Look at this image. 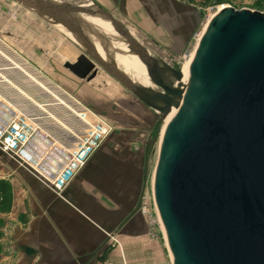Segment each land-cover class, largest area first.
I'll return each instance as SVG.
<instances>
[{
  "label": "water",
  "instance_id": "1",
  "mask_svg": "<svg viewBox=\"0 0 264 264\" xmlns=\"http://www.w3.org/2000/svg\"><path fill=\"white\" fill-rule=\"evenodd\" d=\"M72 41L64 62L89 81L97 66L165 117L153 169V195L172 264H264V11L225 6L201 32L186 80L115 22L127 54L155 87L141 85L104 57L115 52L100 31L64 19L56 0H16ZM97 44L101 51H99ZM104 55L102 57L101 55Z\"/></svg>",
  "mask_w": 264,
  "mask_h": 264
},
{
  "label": "crops",
  "instance_id": "2",
  "mask_svg": "<svg viewBox=\"0 0 264 264\" xmlns=\"http://www.w3.org/2000/svg\"><path fill=\"white\" fill-rule=\"evenodd\" d=\"M90 1L137 31V38L157 55L162 49L175 56L196 27V11L183 0ZM2 24L1 19V36L6 32ZM17 40L13 37V45L27 57L33 56ZM54 78L86 100L83 93L94 85L81 84L73 74ZM116 91L115 84L107 83L103 94L111 99ZM5 112L0 103V116ZM108 136L60 196L34 171L0 152V180L9 186L8 208L0 210V264H172L167 243L149 238L147 219L136 209L139 194L151 179L146 164L124 139ZM48 148L40 138L26 151L40 158L39 169L49 175L58 168L60 156Z\"/></svg>",
  "mask_w": 264,
  "mask_h": 264
},
{
  "label": "rangeland",
  "instance_id": "3",
  "mask_svg": "<svg viewBox=\"0 0 264 264\" xmlns=\"http://www.w3.org/2000/svg\"><path fill=\"white\" fill-rule=\"evenodd\" d=\"M183 1H186V3L188 2L196 11L195 29L190 33L185 45L181 47L175 56H169L164 50L158 49V56L171 67L180 69L181 73L187 57L193 49H195L197 44L196 43L194 46L192 37L194 34L201 31L203 17L208 12L209 7L214 5L217 8L218 6H230L234 9L247 8L253 11H264V0H222L217 4H212L208 0ZM56 2L57 5L73 4L69 0H56ZM0 9L3 12L2 14L0 12V20L2 19V25L6 30V32L3 33V36L0 35L3 43L0 47L3 49L4 53L13 58L20 57L25 59V61L31 65V68L29 65V73L35 75V77L37 75L39 76V74L40 76H46L47 85L50 84V80L63 88V86L56 81L54 76H56V74H72L63 66V64L67 61L74 62L76 57L81 53V50L65 36L67 35L71 39V34L65 31L64 35L16 0H0ZM59 14L68 21L79 23L82 26L94 29L92 21L87 19L83 14H78L75 10L70 12L59 11ZM112 16L119 20L114 15ZM105 22L107 24L110 23L111 26L113 25L112 27L115 29V25L112 24V22L104 16L99 15L100 25L102 26V24H106ZM122 24L133 38L142 44L141 40L137 38V31L129 27L127 24ZM17 26H20L21 29L17 30ZM115 31L117 32L116 29ZM13 37H16V40H20V47L27 46L26 48H28L29 52L33 53V56L31 57L35 58L28 56L31 58L30 60L26 55L19 51L18 47L12 43ZM17 42L19 41L17 40ZM97 47L99 51H101L98 44ZM112 48L122 51L115 52L112 56L115 66L129 75L135 82L155 88L149 81L145 69H143L138 62V58L132 57V54L130 56L125 53L118 48V45L112 44ZM101 56L104 57L103 53ZM14 60V62L21 67L26 64V62H23L22 60ZM0 63V65H6L2 59L0 60ZM21 76L22 74H20V77ZM95 80L99 81L96 82ZM79 82L87 86L94 82L93 89L90 91L92 93L87 90V92L82 95H86L88 100L83 99L80 95H75L71 92L69 93L112 123L113 131L108 138L112 135L119 136L126 141V144L131 151L138 152L142 156V161L146 164L150 178L157 158L161 129L164 123V116L162 113L144 105L99 66H97V73L94 78L89 81L83 79ZM107 83L115 84L117 88V91L111 95V99H109V96L103 94ZM90 100L92 102L89 103ZM111 102H114L115 104L113 105Z\"/></svg>",
  "mask_w": 264,
  "mask_h": 264
},
{
  "label": "built area",
  "instance_id": "4",
  "mask_svg": "<svg viewBox=\"0 0 264 264\" xmlns=\"http://www.w3.org/2000/svg\"><path fill=\"white\" fill-rule=\"evenodd\" d=\"M217 10L215 5L209 7L201 30ZM200 35L201 31L193 35L194 46ZM19 58L8 56L0 47V60L6 63L0 65V103L6 111L0 116V152L34 171L47 188L60 196L62 189L113 131V125L64 88L50 80L47 85L46 76L30 74V64ZM14 59L26 64L21 67ZM40 138L47 142L48 150L52 147L60 156L59 166L53 174L39 169L40 158L37 160L26 151L33 140ZM152 181L153 173L139 194L136 209L147 219L149 238L166 242L154 202ZM109 238L119 245L113 235Z\"/></svg>",
  "mask_w": 264,
  "mask_h": 264
},
{
  "label": "bare ground",
  "instance_id": "5",
  "mask_svg": "<svg viewBox=\"0 0 264 264\" xmlns=\"http://www.w3.org/2000/svg\"><path fill=\"white\" fill-rule=\"evenodd\" d=\"M29 1L32 9L36 10L37 9V6H36V3H35V0H27ZM71 1L73 4H68V5H62V4H59L58 5V10L59 11H73L75 10L78 14H83L87 19H89L90 21H92V24H93V27L95 30H98L100 31V33L113 40L112 41V44L114 45H118V48H120L121 50H123L125 53L127 52V46L126 44L121 41V39H119L120 35L122 34V31L121 29L118 27V25L115 23V22H112V24L115 25V29L117 30V32L115 31V29L111 26L110 23H106V24H102V26L100 25L99 23V15L100 14H95L91 11V8L89 7L90 6V3H89V0H69ZM223 7H219L218 6V9H221ZM213 15V14H212ZM106 18V17H105ZM107 19V18H106ZM79 22L81 23V21L79 20ZM206 26V23L203 27V29L205 28ZM203 30H201L202 32ZM193 54H194V49L193 51L189 54V56L187 57V60L185 62V65H184V68H183V71H182V75H183V80H186L187 78V74H188V70H189V65H190V62L192 60V57H193ZM131 56V54H129ZM132 57H135L137 58L136 56L132 55ZM104 60L105 61H111L113 64V58L111 57H104ZM141 65V67L143 69L144 66L143 64L138 61ZM130 77V76H129ZM174 115V109L171 110V112H169L165 117H164V123H163V127L161 129V134L166 126V124L169 122V120L173 117Z\"/></svg>",
  "mask_w": 264,
  "mask_h": 264
},
{
  "label": "trees",
  "instance_id": "6",
  "mask_svg": "<svg viewBox=\"0 0 264 264\" xmlns=\"http://www.w3.org/2000/svg\"><path fill=\"white\" fill-rule=\"evenodd\" d=\"M207 1V0H205ZM212 4H217L222 0H208ZM9 186L5 180H0V210L5 211L8 208L9 196H8Z\"/></svg>",
  "mask_w": 264,
  "mask_h": 264
}]
</instances>
